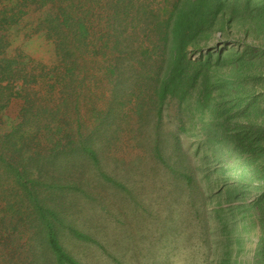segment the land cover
I'll list each match as a JSON object with an SVG mask.
<instances>
[{
  "label": "trees",
  "instance_id": "16d2710c",
  "mask_svg": "<svg viewBox=\"0 0 264 264\" xmlns=\"http://www.w3.org/2000/svg\"><path fill=\"white\" fill-rule=\"evenodd\" d=\"M0 6V223L12 245L27 229L38 244L28 253L43 250V263L82 264L69 246L100 245L104 219L123 223L128 207L147 214L145 189L158 184L207 233L214 195L181 141L194 131L217 163L214 188L249 204L261 231L254 264H264V108L256 99L264 91V0ZM236 27L251 38L242 51L208 49L216 32L223 41ZM33 40L50 47L49 70L22 56ZM32 85L44 93H27ZM14 99L22 103L15 123L7 116ZM171 101L178 125L167 129ZM126 143L136 151L128 160L116 155Z\"/></svg>",
  "mask_w": 264,
  "mask_h": 264
},
{
  "label": "rangeland",
  "instance_id": "374dc122",
  "mask_svg": "<svg viewBox=\"0 0 264 264\" xmlns=\"http://www.w3.org/2000/svg\"><path fill=\"white\" fill-rule=\"evenodd\" d=\"M244 34L238 32L236 27L231 34L233 37L225 36L220 41L216 32L208 49L215 53L231 47L242 51L245 43L251 41ZM19 45L16 41L13 42V48H20ZM24 50L22 56L25 57L27 53L34 60V64H41L46 70L53 67L51 49L42 41L33 40ZM22 60L25 61L24 58ZM26 91L37 92L38 95L44 93L41 87L34 85L27 87ZM256 99L258 105L264 108V91ZM177 107V103L173 101L167 105L163 116L165 128L171 129L178 125ZM21 109L22 103L14 99L7 111V116L13 123ZM181 141L194 164L203 171L199 178L204 189L206 192L212 191L214 195L215 204L207 209L210 216L208 232L203 233V226L195 221L194 215L189 214L185 205L180 202H172L171 194L163 192L160 184L149 185L144 193L153 202L147 214L128 207L124 215H119V220L123 219V223L119 224L107 217L104 219L103 227L96 238L100 245H76L73 248L69 246L72 252L79 254L82 264H254L261 231L253 222L249 204L246 207L235 201H228L224 194L220 195L217 188H214L218 179L215 172L217 163L199 134L194 131L188 134L186 131L181 135ZM131 148L132 145L126 143L121 154L116 155L126 156L127 160L133 158L136 151ZM105 192L107 197H111L112 191ZM245 193L246 203H250L254 194L248 191ZM4 197L5 195L1 196ZM6 200H10L9 194L6 195ZM24 231L26 234L18 242L20 246L12 245V241L5 235L6 229L0 225V260L8 259L10 264H45L43 259L48 256L43 250L34 249L31 254L28 253L31 247L38 244L34 241L32 245L30 232L27 229Z\"/></svg>",
  "mask_w": 264,
  "mask_h": 264
}]
</instances>
